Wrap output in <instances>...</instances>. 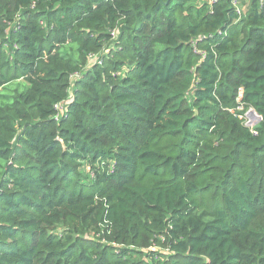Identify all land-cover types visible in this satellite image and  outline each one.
I'll return each instance as SVG.
<instances>
[{
	"label": "trees",
	"instance_id": "obj_1",
	"mask_svg": "<svg viewBox=\"0 0 264 264\" xmlns=\"http://www.w3.org/2000/svg\"><path fill=\"white\" fill-rule=\"evenodd\" d=\"M241 2L0 0V264H264Z\"/></svg>",
	"mask_w": 264,
	"mask_h": 264
},
{
	"label": "built area",
	"instance_id": "obj_2",
	"mask_svg": "<svg viewBox=\"0 0 264 264\" xmlns=\"http://www.w3.org/2000/svg\"><path fill=\"white\" fill-rule=\"evenodd\" d=\"M215 1L217 0H211V2H215ZM241 1L242 0H230L232 6L236 10V14L238 15V18H243V16H245L247 11L246 5H244ZM260 2L264 4V0H260ZM59 109L62 110L61 107H59ZM240 118L244 121V125L254 133H256L255 127L263 121V118L254 110H249L244 116H240Z\"/></svg>",
	"mask_w": 264,
	"mask_h": 264
},
{
	"label": "rangeland",
	"instance_id": "obj_3",
	"mask_svg": "<svg viewBox=\"0 0 264 264\" xmlns=\"http://www.w3.org/2000/svg\"><path fill=\"white\" fill-rule=\"evenodd\" d=\"M21 87H22V89H23V88L25 87V84H24V83H22V84H21Z\"/></svg>",
	"mask_w": 264,
	"mask_h": 264
}]
</instances>
